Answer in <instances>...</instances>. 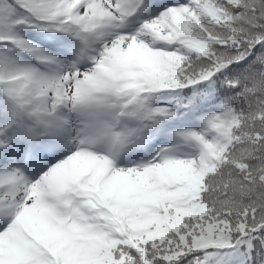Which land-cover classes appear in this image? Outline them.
<instances>
[{"label":"snow or ice","instance_id":"1","mask_svg":"<svg viewBox=\"0 0 264 264\" xmlns=\"http://www.w3.org/2000/svg\"><path fill=\"white\" fill-rule=\"evenodd\" d=\"M0 264H264V0H0Z\"/></svg>","mask_w":264,"mask_h":264}]
</instances>
